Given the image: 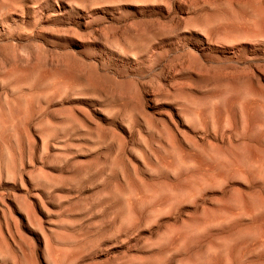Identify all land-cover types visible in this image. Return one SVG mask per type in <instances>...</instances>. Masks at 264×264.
I'll return each mask as SVG.
<instances>
[{
	"label": "rangeland",
	"instance_id": "rangeland-1",
	"mask_svg": "<svg viewBox=\"0 0 264 264\" xmlns=\"http://www.w3.org/2000/svg\"><path fill=\"white\" fill-rule=\"evenodd\" d=\"M263 240L264 0H0V264Z\"/></svg>",
	"mask_w": 264,
	"mask_h": 264
},
{
	"label": "bare ground",
	"instance_id": "bare-ground-1",
	"mask_svg": "<svg viewBox=\"0 0 264 264\" xmlns=\"http://www.w3.org/2000/svg\"><path fill=\"white\" fill-rule=\"evenodd\" d=\"M3 14V13H2ZM44 77V76H43ZM56 81V80H55ZM237 161H238V159H237ZM264 241V240H263Z\"/></svg>",
	"mask_w": 264,
	"mask_h": 264
}]
</instances>
